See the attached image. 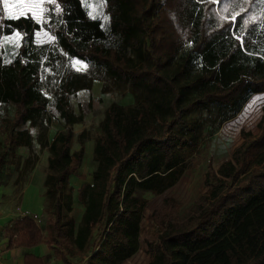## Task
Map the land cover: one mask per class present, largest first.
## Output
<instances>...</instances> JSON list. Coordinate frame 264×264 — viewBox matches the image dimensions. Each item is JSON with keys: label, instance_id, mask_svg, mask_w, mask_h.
I'll return each instance as SVG.
<instances>
[{"label": "trees", "instance_id": "1", "mask_svg": "<svg viewBox=\"0 0 264 264\" xmlns=\"http://www.w3.org/2000/svg\"><path fill=\"white\" fill-rule=\"evenodd\" d=\"M196 6L202 9L197 24ZM56 32L97 70L95 76L69 68L59 84L43 81L50 42L42 43L40 33ZM228 35L236 36L229 53L211 70L182 82L192 59ZM132 49L142 54L136 67L130 65ZM239 49L253 54L254 61L237 65L232 78L218 79L220 66ZM261 59L264 0H0V104L15 105L11 117L0 119V173L10 160L22 167L20 184L35 168V131L41 150L50 154L41 191L46 230L37 215L17 218L5 228L9 246L45 243L64 264H74L77 256L81 264L132 259L141 249L148 203L136 190L162 195L199 166L208 146L202 143L235 118L253 95L264 93ZM96 79L103 82V93L130 87L135 103L113 102L106 109L94 142L93 183L85 181L63 194L72 178L86 179L81 167L87 130L78 133L79 148L74 150L71 128L84 121L86 111L81 104L75 112L71 97L91 92ZM209 82L186 100L191 89ZM51 97L66 130L50 142L45 115ZM259 125V135L243 133L245 141L231 159L218 168L209 165L205 183L210 194L200 197L187 216L181 214V200L164 198L158 214L161 233L148 243L149 264H264V107ZM21 147L30 150L23 166L17 154ZM75 192L86 207L100 192L99 215L88 224L98 236L86 250L75 245Z\"/></svg>", "mask_w": 264, "mask_h": 264}, {"label": "rangeland", "instance_id": "2", "mask_svg": "<svg viewBox=\"0 0 264 264\" xmlns=\"http://www.w3.org/2000/svg\"><path fill=\"white\" fill-rule=\"evenodd\" d=\"M36 1L43 2L44 0ZM201 14L202 9L199 6H196L193 12L196 24L199 22ZM39 40L42 43L50 42V46L42 64L43 81L45 83L50 79L53 81V84H59L61 76L69 68L87 72L93 76L98 73L88 61L79 58L74 53L73 49L61 33L56 32L50 35L40 33ZM58 40H60V42H58ZM235 44L236 36L234 35H228L220 40H213L210 42L202 55L196 56L192 59V62L185 75L181 78V81H190L202 71L214 68L220 61L221 57L227 55ZM129 57L130 65L132 67L139 65L142 60V54L133 49L129 52ZM253 61V54L246 52L244 49H239L229 61L224 62L220 66L217 78L220 80H228L235 75L237 65H244ZM259 68L264 71V59L260 60ZM210 84L212 83H202L194 87L187 93L186 100H190L199 95L203 89ZM103 85L104 84L101 80L96 79L91 92L80 91L77 95L71 97L72 109L75 112L79 113V106L81 104L85 107L86 111L84 121L82 123L74 124L71 127L74 132L72 145L74 150L79 148L77 135L83 129H86L88 134L86 144L89 145L90 142H95L97 135L101 131V125L106 109L111 103L117 102L123 106L135 103V97L130 87L122 86L120 89H116L111 93H103ZM109 86L115 87V85L111 83H109ZM91 96L92 98H90ZM89 101L92 102L91 105L89 104ZM263 107L264 93L253 95L235 118L225 122L212 136L208 137L207 140L202 143V147H205L206 144H208V146L201 163L198 167L187 170L181 181L170 191L162 195H157L156 192L150 190H136L135 195L148 202L142 221L143 230L141 236V249L136 256L127 260L124 264H149L150 254L148 251V243L158 240L161 233V224L158 219V214L161 210L164 198L167 196H173L181 200L184 205L181 214L183 217L187 216V214L193 210L200 197L210 194V189L205 183L209 165L218 168L224 161L231 159L233 153L245 141L243 136L244 132H249L253 136L261 133L259 124L263 115ZM14 111L15 105L0 104V119L2 116L11 117L14 114ZM45 117L46 119H50V129L48 130L47 136L51 142L57 133L66 130V124L62 119L60 112L56 109L53 97L50 98ZM34 134V150L38 155L35 167L38 168L40 174H48L50 172L48 168V158L50 157V154L47 150H41L37 139L38 133L35 131ZM3 143L4 136L0 129V150L3 147ZM17 154L23 166L26 158L30 154V150L28 148H25L24 150L19 149L17 150ZM96 167L97 162L94 159V154H88L86 161L84 162V168L85 172L92 180L93 172ZM16 169L17 168L9 160L4 167V170L0 173V187L8 186L12 181H15V179L19 177L20 171L19 174H16ZM29 176L30 175H27L21 178L19 189L25 185ZM79 183L80 181H78L77 178H74L63 186L62 193H68L71 188L77 190ZM75 194H77V192H75ZM2 204H5V202L0 199V206H2ZM99 206L100 192L95 195L90 206L86 207L83 205L81 210L75 207L71 213L76 225L75 245L79 250H86L98 236V232L91 230L88 224L91 220H96L100 211ZM73 261L76 264H81L83 260L82 257L77 256L73 257Z\"/></svg>", "mask_w": 264, "mask_h": 264}, {"label": "crops", "instance_id": "3", "mask_svg": "<svg viewBox=\"0 0 264 264\" xmlns=\"http://www.w3.org/2000/svg\"><path fill=\"white\" fill-rule=\"evenodd\" d=\"M25 148L21 147L19 149L24 150ZM89 152L88 144H86L84 162L88 154H90ZM84 162L81 167V173L86 176V179H77L80 181L78 189L85 181L93 183V180L85 172ZM21 169L22 167L16 169L15 173L19 174ZM29 175L28 180H26L25 185L21 189H19V183H16L19 177L8 186L0 187V199L5 202V204L0 206V264H64L63 261L56 258L53 249L45 243L33 247L9 246L5 228L17 218L26 215H37L39 226L46 230L48 213L44 211L45 199L41 191L48 174H40L38 168L35 167ZM82 206L83 204L79 203L77 194H75L73 209L77 207L81 210Z\"/></svg>", "mask_w": 264, "mask_h": 264}, {"label": "bare ground", "instance_id": "4", "mask_svg": "<svg viewBox=\"0 0 264 264\" xmlns=\"http://www.w3.org/2000/svg\"><path fill=\"white\" fill-rule=\"evenodd\" d=\"M58 42H60V40H58ZM88 147H89L90 154H93V152H94V142H90Z\"/></svg>", "mask_w": 264, "mask_h": 264}, {"label": "snow or ice", "instance_id": "5", "mask_svg": "<svg viewBox=\"0 0 264 264\" xmlns=\"http://www.w3.org/2000/svg\"><path fill=\"white\" fill-rule=\"evenodd\" d=\"M20 2H23V0H20ZM5 3H7V0H5Z\"/></svg>", "mask_w": 264, "mask_h": 264}]
</instances>
